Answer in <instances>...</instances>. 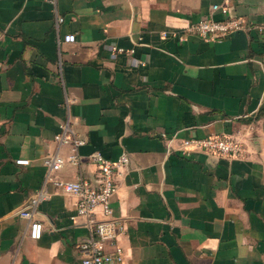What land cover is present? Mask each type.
Instances as JSON below:
<instances>
[{
    "label": "crops",
    "instance_id": "0c3cea01",
    "mask_svg": "<svg viewBox=\"0 0 264 264\" xmlns=\"http://www.w3.org/2000/svg\"><path fill=\"white\" fill-rule=\"evenodd\" d=\"M225 16L247 27L177 39ZM64 121L78 163L47 174L43 156L69 153L53 140ZM210 135L242 156L177 151ZM95 151L127 156L109 198L120 264H264V0H0V264H80L86 222L52 180L93 185ZM39 189L30 239L17 211Z\"/></svg>",
    "mask_w": 264,
    "mask_h": 264
},
{
    "label": "built area",
    "instance_id": "2783aa9c",
    "mask_svg": "<svg viewBox=\"0 0 264 264\" xmlns=\"http://www.w3.org/2000/svg\"><path fill=\"white\" fill-rule=\"evenodd\" d=\"M217 8L221 13H225L224 7L211 6L213 10ZM60 21L61 18H57V22ZM246 27L243 20L238 16H225L218 20L204 18L185 26L183 33L177 39L183 40L186 35H194L203 41H216L226 37L231 32ZM255 28L260 31L262 27L255 26ZM161 35L165 36V33ZM61 40L67 43L73 42L74 35L66 33L62 35ZM111 49L117 52L121 51L114 47ZM136 64L143 66L144 62L137 61ZM69 101L67 100V102ZM53 140L57 145H67L69 153L66 158L57 153L43 156L41 164L46 169L47 174L58 170L65 162L76 165L78 163L76 150L83 144V140L77 135L75 128L67 121L60 124L59 131L53 135ZM177 151L184 156L197 151L214 158H238L242 156L243 146L229 136L210 135L202 138L181 139ZM88 157L96 168L93 185L79 178L70 181L52 180V184L58 186L64 193L74 196V215L85 219L87 236L75 246L79 254L80 264H120L122 262V248L117 243V238L123 232V225L117 218L113 217L109 198L115 190V176L119 168L127 163V156L122 153L116 160H108L95 151ZM14 163L25 165L27 160L16 159ZM45 196L43 189L37 190L26 199L23 206L17 211L19 217L29 221L28 237L30 239L39 237L40 223L31 218L36 211V205ZM96 208H99L101 212V219L94 217Z\"/></svg>",
    "mask_w": 264,
    "mask_h": 264
}]
</instances>
